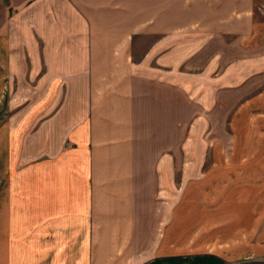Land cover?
I'll list each match as a JSON object with an SVG mask.
<instances>
[{"label":"crops","instance_id":"1","mask_svg":"<svg viewBox=\"0 0 264 264\" xmlns=\"http://www.w3.org/2000/svg\"><path fill=\"white\" fill-rule=\"evenodd\" d=\"M12 5L0 76L32 81L33 100L0 123V264H222L153 257L154 217L183 164L185 107L217 101L186 85L188 57L251 44L254 0ZM141 35L156 38L135 56Z\"/></svg>","mask_w":264,"mask_h":264},{"label":"rangeland","instance_id":"2","mask_svg":"<svg viewBox=\"0 0 264 264\" xmlns=\"http://www.w3.org/2000/svg\"><path fill=\"white\" fill-rule=\"evenodd\" d=\"M22 3L0 0V26L12 23V4ZM254 20L252 45L240 49L215 40L209 57H188L185 64L186 85L216 88L211 96L217 101L215 107H185L184 160L158 202L153 257L208 253L222 264H264V0H254ZM155 38L137 37L134 55ZM1 77L0 123L16 114L7 107L33 100L32 81ZM23 83L28 93L20 97L16 85ZM18 133L11 139L14 154Z\"/></svg>","mask_w":264,"mask_h":264}]
</instances>
